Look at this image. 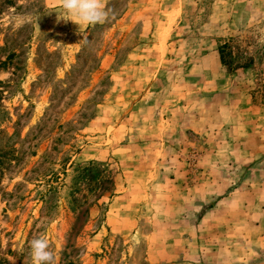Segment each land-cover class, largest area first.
I'll use <instances>...</instances> for the list:
<instances>
[{
    "label": "rangeland",
    "instance_id": "obj_1",
    "mask_svg": "<svg viewBox=\"0 0 264 264\" xmlns=\"http://www.w3.org/2000/svg\"><path fill=\"white\" fill-rule=\"evenodd\" d=\"M9 1L0 264H264V0Z\"/></svg>",
    "mask_w": 264,
    "mask_h": 264
},
{
    "label": "clouds",
    "instance_id": "obj_2",
    "mask_svg": "<svg viewBox=\"0 0 264 264\" xmlns=\"http://www.w3.org/2000/svg\"><path fill=\"white\" fill-rule=\"evenodd\" d=\"M64 13L75 23L104 24L110 19L111 12L105 7V0H59ZM85 35L81 43H87ZM31 264H56L54 252L50 250L48 239L41 235L30 241Z\"/></svg>",
    "mask_w": 264,
    "mask_h": 264
},
{
    "label": "trees",
    "instance_id": "obj_3",
    "mask_svg": "<svg viewBox=\"0 0 264 264\" xmlns=\"http://www.w3.org/2000/svg\"><path fill=\"white\" fill-rule=\"evenodd\" d=\"M9 2H10L9 0H0V12H1V9L3 7L1 5L2 4H9ZM217 53H218V57H219V60H220L222 65L228 67L229 70H231V69H233L235 67V65H233V62L231 61L230 53H229V50H228V45L226 43H222V45H220L218 47ZM14 55H15L14 53H11V54L7 55V57L5 58V60L2 61L1 64L5 65V64H7L6 61L8 63L10 61H12ZM9 64H11V62ZM0 85H3V84H0ZM2 88L3 87L0 86V89H1L0 91H2Z\"/></svg>",
    "mask_w": 264,
    "mask_h": 264
}]
</instances>
